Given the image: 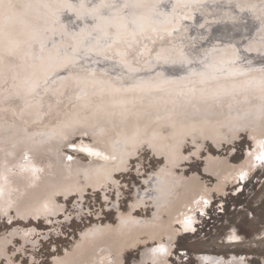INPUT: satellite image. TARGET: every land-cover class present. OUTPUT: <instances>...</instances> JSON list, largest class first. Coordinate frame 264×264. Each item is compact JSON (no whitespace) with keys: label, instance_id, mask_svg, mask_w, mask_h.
<instances>
[{"label":"rangeland","instance_id":"1","mask_svg":"<svg viewBox=\"0 0 264 264\" xmlns=\"http://www.w3.org/2000/svg\"><path fill=\"white\" fill-rule=\"evenodd\" d=\"M40 1L42 0H15L12 13L30 9L29 15L34 14L33 4L37 5L36 3ZM55 15L58 17L59 14ZM177 15L178 23L169 31L168 36L162 34L156 26H150L136 34L130 26L119 28V25H115L111 31L94 32L90 41L93 44L91 47L93 52L80 48V44L69 53L56 49L49 64L47 61L42 62V57L46 54L42 48L47 47L45 44L48 41L59 39V30L56 29V33L47 37H41L36 20H32L34 28L29 30L30 36L26 38V50L29 52L32 50L31 59L35 65L19 71L20 61H9L0 66V161L7 156L14 159V165H17L19 160L23 164L26 162L23 170L18 169L15 173L20 171L30 173L29 179H19L21 186L12 185V181H15L11 178V173L7 174L10 175L7 184L2 183L3 179H0V186L3 185V189L0 190V264H68L67 254L75 252L81 246H87L90 242H104V239H109L105 241L109 244L105 243L102 248L106 250L112 246V250H115L109 253L107 264L121 262L134 264L138 261H140L138 264H158L164 259L168 264H199L198 255L203 254L227 259L236 255L246 258L250 264H264V238L255 237L264 232V166L262 168L261 165H256L252 171L254 173L251 172L246 183L239 184V181L235 183L225 178L223 183H227L226 186L222 184L223 188L212 191L211 188L220 177L217 178V174L205 170L206 157L209 154L220 161L228 158V162L240 163L245 158V152L254 147L248 136L250 127L247 131L235 133L234 141L223 143L222 149H217L210 139L196 134V127L187 128L186 134L178 141L176 160L186 157L188 161L181 163V168L172 170L171 175L182 179L184 176L199 174L201 190L208 189L212 198H208L202 207H196L194 212L192 211L193 227L186 230L175 220L172 222L176 228L184 232L171 243L167 235L160 233H156L157 239L153 236L150 238V235L158 230V222L163 223L169 216L168 212L158 210L148 196V193L152 192L150 181L165 165L167 166L166 155L153 150L146 143L133 145L127 142L121 148L112 145L117 133L127 128V124L118 125L116 115L120 108H130L129 112L148 113L151 105H159L153 109L151 123L152 125L163 123L169 128L188 123L196 126L202 117L217 118L216 114L210 113L215 111V108L207 107V102H210L208 99L205 101L197 95L195 98L186 99L188 93L177 92V95L173 93L172 95L165 90H156L151 84H145L141 92H123L110 101L107 108L104 105L106 100L103 99L109 97L106 92L108 88L106 80L110 81L114 89L122 88L125 85L120 79L121 73L133 77L134 81L136 78L149 81L168 79L160 75L164 72L176 75L174 72L176 66L171 58L180 51L174 48L179 44L182 53H189L184 32L193 24L189 21L191 17L189 7L182 6ZM65 23L66 30L70 22ZM249 37L250 33L237 39L242 41ZM165 38H171L172 42L164 43ZM124 40L138 43L144 55L152 57V67L141 70L123 64L118 59L120 56L118 54L115 58L103 61V51L114 42ZM153 45L158 47L156 53L151 48ZM66 64L68 66H65ZM143 70L153 75L148 79H145L146 75L136 77L134 72ZM82 73L88 74L89 77L87 76V79L75 88L74 82L81 78ZM94 73L101 75V80L91 77ZM134 81L131 83L137 86L138 82ZM49 99L52 102H48ZM93 99H96V103L91 109L90 103ZM177 103L178 105L181 103L180 108L175 110ZM10 104H14L17 110ZM53 105L60 109L59 114ZM110 108L114 114V117L111 116L112 119L105 113L106 109ZM227 114L228 112L224 117L231 119ZM9 116L13 117L15 126L7 125ZM144 130L148 129L140 126L139 140L145 135L142 133ZM261 130L262 133L264 127ZM153 139L158 140L154 137ZM83 140L93 144H107L110 151L120 158L121 170L106 176V182L105 179H101L94 185L86 183L84 175L97 165L84 154L72 150ZM227 148H230L231 156L224 152ZM57 165L65 170L61 177L63 184L57 186L58 194L52 198L49 196L47 202L38 205L42 212L39 211L41 213L37 218L25 219L18 216L16 203L27 194L26 187L27 190H31L38 186L44 176L52 179ZM216 170L219 174L221 168ZM72 175L76 176L75 180L71 178ZM235 228L244 238L243 242L227 241L229 232ZM139 230H143V233H138ZM137 236L143 239L144 243L139 242L137 247L134 245L127 248V245H131L129 242L135 241ZM117 243L118 248L115 246ZM120 247L123 248V252ZM117 255L118 258H115Z\"/></svg>","mask_w":264,"mask_h":264},{"label":"bare ground","instance_id":"2","mask_svg":"<svg viewBox=\"0 0 264 264\" xmlns=\"http://www.w3.org/2000/svg\"><path fill=\"white\" fill-rule=\"evenodd\" d=\"M167 3H169L168 7L166 5ZM36 4L37 5L33 4V8L35 7L32 10L34 14L29 15L30 9L20 13H12L15 0H0V66L9 61H20L21 65L18 67L19 71L35 65V62L31 59L32 50H30V52L26 50V38L30 36L29 30L34 28L32 20H36L41 37H47L56 33V29L59 30V39L48 41V43L45 44L47 47L42 48L46 52L44 57H42V62L47 61L49 64L53 59L56 49L65 50V53H69L75 46L80 44V48L88 52H93L91 48L93 44L90 41L94 32H108L113 30L115 25H119V28L130 26L136 34L145 31L150 26H156L160 29L161 33L166 36L178 23L177 14L179 9L181 10L182 6L189 7V12L191 13L189 21H192L193 24L184 32L187 37L186 42L189 53H182L179 44L177 45L178 47L175 46L176 48L174 49L180 51L171 58V60L174 61L173 64L176 66L174 70L176 73L175 76L169 72H164L160 75L168 79H153L149 81L143 79L137 80L136 78V81H134L133 77H127L125 74L119 73L121 76L120 79L125 86L122 88L116 87V89L112 87L109 80H106V83H108L106 92L109 95L108 98L103 99L104 101L106 100V102H104L106 108L109 102L115 99V97H118L119 94L126 91L141 92L145 84H151L156 90H165L174 95H177V92L188 93L185 96L186 99L197 95L205 101L207 99L210 101L207 102V107L211 106L215 108V111H210V113L216 114V119H209L207 117L202 119L203 117H199L200 122L196 126H193L192 123H188L187 125L171 127L174 130H171L168 125L163 123L152 125L151 115L153 109L159 105H151V108H149L150 112L148 113H139L137 111L129 112L130 108L119 109V113L116 115L118 117V125L126 126L127 124V130L125 129L117 133L112 145L116 148H121L127 142L133 145L146 143L152 147L153 150L163 153L164 156L166 155L167 158V166L165 165L161 172L154 175L153 180L150 181L152 192L149 191L150 193H148V196L154 201L158 210L168 212L169 216L168 218L166 217L167 219L164 220L163 223L158 222V230L155 229L156 231L153 232L155 235L148 232L151 234L150 238L153 236L157 239L156 233H160V235H167V239H169L168 241H170V243L175 241L176 237L178 235L180 236L184 231L182 230L181 232L179 228H176V226L172 224L174 220L177 224L184 226L185 229L193 227L194 215L192 211L196 207H202L208 198H212V196L209 195L210 191L223 188L222 184H225L223 183L225 178L235 183L239 181V184L243 182L246 183L250 174L254 173L252 171L256 165H261L263 168L264 130L262 133L260 131H262L261 128L264 127V60H253V58L255 55L260 56L264 53V0H94L91 2H89V0H52V2L49 0H42ZM69 12L77 19L78 26L72 25L70 22L65 30V22H68L65 19V15ZM55 13L59 14L58 17ZM253 21L258 23L255 26V36L243 42L239 41V39H237L238 37L240 38L241 36L249 34V26H251V22ZM223 28L229 30L225 32L221 31ZM236 30L241 33L236 32ZM219 31L220 33H218ZM226 33L229 35L226 36ZM174 36H176V33ZM228 37L230 39L226 40L225 38ZM163 42L169 43L172 42V39L165 38ZM37 47L40 48V46ZM37 47L35 49H37ZM140 47L138 43L129 40H124L119 43L114 42L109 48L103 51V61L120 55L118 59L121 63L129 64L141 70L148 69L152 67V57H146L143 53V49ZM151 48L154 53L158 50L157 45H153ZM244 48L251 50L252 53L249 54ZM65 66L68 65L66 64ZM144 70L143 72H134L136 77H143L146 75L145 79H148L149 76L153 75L149 72L146 73ZM87 76L89 77L88 74L82 73L80 76L81 78L74 82V87H79L83 80L87 79ZM91 77L101 80V75L98 73H94ZM133 81L138 82V85H133L131 83ZM93 82L98 83L97 81ZM48 102H52V100L49 99ZM95 103L96 99H93L90 103L91 109L95 106ZM180 104L178 105L177 103V108L175 110L180 108ZM10 105L17 110L14 104ZM56 106L57 105L54 107L59 114L60 112H58V110L60 111V109ZM220 109L223 111H219ZM227 112V115H230L229 117H231V119L224 117ZM235 112L238 114H234ZM105 113L108 114L106 116L110 119L114 117L111 108L106 109ZM221 113L224 114L221 116ZM12 120L13 117L9 116L7 125L15 126ZM140 126H142L143 129H148L142 132L145 133L142 140H139L140 136H138ZM192 127H196V134H200L202 138L210 139L217 149H222L223 143L233 142L236 138L235 133L247 131L248 127H250L249 133H247L250 140L254 143V147L245 152V158L240 163L228 162V158L224 161H220L216 157H213L212 154L206 157V172L212 171L218 175L217 178L220 177V180L218 179L220 182H215L216 185L212 188L210 187V191L208 189L201 190L202 185L200 184L201 180L199 174L188 177L184 176L182 179L174 178L173 175H171L172 170L181 168V163L185 160L188 161L186 157L181 158V160H176L177 158L175 156L178 150V141L186 134L187 128L190 129ZM66 135L67 134H65V136ZM153 137L158 138V140H154ZM111 142L112 141H110V143ZM72 146L74 145L72 144ZM84 149H90L91 151H85ZM72 150L84 154L97 165L84 175L86 183L88 184H97L99 180H104L106 176L108 177V175H112L113 172L117 173V171L121 170L119 167V164L122 163L120 158H117L114 153L110 151L107 144H93L83 140L75 145ZM44 159L46 158L44 157ZM4 160L0 161V179H3L2 183H8V177H10V175H7L8 173H11V178L15 181H12V185L14 186L16 184L21 186L22 183L19 181L20 178H30V173L28 172L20 171L15 173L18 169L23 170L25 167L23 165H27L25 161L23 164L20 163L19 160L16 163L17 165H14V159H9L6 156ZM217 168H221L219 174L217 173ZM64 171V168H60L59 165H57L52 174L53 176H51L52 179H49L48 176H44L38 186H34L31 190H27L26 187L27 194L23 196V198L21 197L20 201L16 203L17 215L25 219L37 218L38 214L42 212L40 210L41 208H38V205L42 204V202H47L49 196L52 198L53 195L58 194L57 192L59 190L57 191V186L63 184V181L61 182V177H63ZM71 178L75 180L76 176L72 175ZM106 180L107 179H105L104 182H106ZM2 186H0V190L3 189ZM141 198L143 199V197ZM237 230L238 229L235 228L229 232L230 234L227 236L228 242L238 243L244 241V238H242ZM142 231L143 230H139L138 233ZM255 237L264 238V232ZM108 240L109 239H104V242L101 243L90 242L87 246H81V249L78 248L79 250L76 249L75 252L67 254L68 264L109 263V253L115 250H112V246H109L106 250L102 248L105 243H107L105 241ZM142 240L143 239L137 236L135 241L132 240V242H129L131 245H127V248L134 247V245L137 247V245L140 244L139 242L144 243ZM119 244H122V242H119ZM117 245L118 243L115 246ZM120 246L125 247L126 245ZM122 249L123 248H121V250ZM115 258H118V255ZM117 260L118 259H116V262ZM198 260L200 261L199 264H250L246 258L236 255L227 259L222 256L215 257L203 254L198 255ZM138 262H134V264H138ZM160 262L161 263H156L168 264L165 259ZM122 263L123 262H121V264Z\"/></svg>","mask_w":264,"mask_h":264},{"label":"water","instance_id":"3","mask_svg":"<svg viewBox=\"0 0 264 264\" xmlns=\"http://www.w3.org/2000/svg\"><path fill=\"white\" fill-rule=\"evenodd\" d=\"M91 1H94V0H89V2H91ZM167 5V7H168V5H169V3H167L166 4ZM196 18H199V17H196ZM195 18V19H196ZM65 19L68 21V22H71L72 23V25H77V19H75L74 18V15L72 14V13H66V15H65ZM249 19H250V17H249ZM252 19V18H251ZM258 23L256 22V21H253V22H251V26H249V28H250V30H249V33H250V37H254L255 36V34H256V32H255V30H256V28H255V26L257 25ZM253 25H254V27H253ZM78 26V25H77ZM220 30V29H219ZM226 30H229V29H227V28H223V30H221V31H226ZM236 32H240V31H238V30H236ZM218 33H220V31L218 32ZM241 33V32H240ZM226 36L227 35H229L228 33H226L225 34ZM219 36V35H218ZM220 37V36H219ZM249 37V38H250ZM249 38H246V39H244V40H242L241 42H243V41H245V40H247V39H249ZM220 40V39H219ZM220 41H223V40H220ZM226 41V40H225ZM239 41H240V39H239ZM245 49V48H244ZM246 51H248V53L250 54V53H252V51L251 50H247V49H245ZM255 54H257V53H255ZM254 54V55H255ZM253 60H264V53H262L260 56H257V55H255L254 56V58H253ZM230 148H227V149H224V152H226L227 153V155H230ZM231 156V155H230Z\"/></svg>","mask_w":264,"mask_h":264},{"label":"snow or ice","instance_id":"4","mask_svg":"<svg viewBox=\"0 0 264 264\" xmlns=\"http://www.w3.org/2000/svg\"><path fill=\"white\" fill-rule=\"evenodd\" d=\"M85 151H91L90 149H84Z\"/></svg>","mask_w":264,"mask_h":264}]
</instances>
